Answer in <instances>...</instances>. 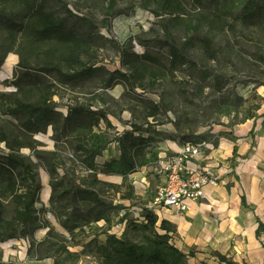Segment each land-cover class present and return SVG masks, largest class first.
Wrapping results in <instances>:
<instances>
[{
    "label": "trees",
    "instance_id": "16d2710c",
    "mask_svg": "<svg viewBox=\"0 0 264 264\" xmlns=\"http://www.w3.org/2000/svg\"><path fill=\"white\" fill-rule=\"evenodd\" d=\"M91 1L102 3L104 18L100 26L80 14L83 10L79 6L77 11L69 8L66 0H0V70L9 54L14 52L19 57L13 79L4 82L15 91L0 93V113L11 119L5 124L0 122V243L32 240V247L40 254L38 260L68 251L51 241V230L44 241L35 242L36 231L43 228L36 207L42 183L34 161L21 152L30 149L50 175L53 212L74 238L71 240H76L78 231L105 223L101 232L105 240L83 245L84 250L92 247L101 264H190L193 254L183 252L173 242L176 225L160 220L156 211L147 205L139 207L136 218L129 220V210L108 197L112 191L119 194L121 186L101 181L97 175H118L126 182L142 168L157 165L160 145L165 140H173L179 146L212 140L208 132L197 134L185 128L181 121L174 122V134L157 129L166 125L161 116H167L171 110L165 92L158 94L159 101H155L145 100L144 95L136 94L137 90L154 91L184 66L197 69L199 57L194 55L195 51H199L203 61L219 62L220 56L228 57L218 45V38L224 36L232 35L236 39L242 33L248 34L245 42L252 44L257 57L264 62V0ZM120 3H140L159 19L157 24L163 36L155 39L154 47L159 53L165 51L166 66L149 50L143 55L134 53L132 44L119 50L122 69L111 71L98 66L94 45L100 35L99 28L109 27L112 18L125 13L119 9ZM187 4L200 10L194 19L187 16ZM181 23L186 25L189 35L202 33L198 46H193L191 38L186 43L179 42L175 28ZM94 80L99 81L101 92L92 94V103L69 104L66 114L57 109L59 103L54 97L59 95V89H79ZM119 85L124 87V96L141 97L143 121L141 118L132 121L130 130L112 138L109 115L114 114L107 108V92ZM261 101L251 106L242 119L230 121V127L259 117L264 128V113L257 116ZM233 111L238 109L225 108L223 115L231 118ZM102 121L106 123V130L100 128ZM49 128L57 145L62 140L70 145L73 150L70 159L73 161V156L76 157L85 175L78 174L76 164L58 177V169L64 164L59 159V146L53 151L38 150L41 144L34 139ZM114 142L119 145V157L100 164L98 158ZM214 145L217 147L218 142L214 141ZM236 155L234 150V158ZM229 161L233 164L232 159ZM227 187L230 189L232 184ZM134 188L131 186L129 196L124 194L122 198H132ZM243 204L249 208L245 198ZM122 211L126 214L120 217ZM114 216H119L118 221L113 222ZM257 222L256 235L260 237L264 234V223L259 218ZM124 223L121 234L114 233V227ZM73 244L80 246L82 242ZM68 255L66 259L74 260L73 254ZM216 258L219 264H236L221 254H216Z\"/></svg>",
    "mask_w": 264,
    "mask_h": 264
},
{
    "label": "rangeland",
    "instance_id": "374dc122",
    "mask_svg": "<svg viewBox=\"0 0 264 264\" xmlns=\"http://www.w3.org/2000/svg\"><path fill=\"white\" fill-rule=\"evenodd\" d=\"M66 1L69 8L77 11L76 6H79L83 10L80 14L85 15L100 26L101 20L104 18L101 2H92L91 0ZM119 9L125 11V13L112 18L109 27L101 26L99 28L100 35L94 45L98 52V66H104L111 71L122 69L119 50L129 44H132L134 53L143 55L149 50L151 54L153 53V55L159 57L166 66L168 59L165 51L159 53L154 47L155 39L163 36L161 28L157 24L159 19L151 11L143 9L140 3H120ZM199 11L193 4H187L186 6L187 16L191 19H194ZM164 18L168 19L169 16H164ZM185 27L186 25L181 23L175 28V35L179 42L186 43L191 38L193 46H198L202 33L199 32L196 35L190 33L189 35ZM246 36L248 37V34L242 33L236 39L232 35L218 38L219 47L228 54V57L224 59L223 55L220 56L222 60L219 62L203 61L199 51H195L194 55L197 58L199 57V64L197 62L196 65L197 69L184 66L175 73L174 77L165 80L154 91L137 90L136 94L144 95L142 98L145 100L152 99L155 101H159L158 94L165 92L171 110L168 111L167 116H161L164 121H167L166 125L158 126L157 129L174 134L176 132L174 122L181 121L185 128L194 130L197 134L208 132L210 139L218 142V144L221 138L232 136L228 132L232 129L230 121L233 122L238 117L242 119L248 114L247 111L251 106L260 103L261 98L257 91L260 87H264V62L257 57L252 44L245 42L247 41L244 38ZM10 55L15 56L16 59L11 67H7L6 63ZM8 57L0 70V93L6 94L15 91L13 86H5L4 82L13 79L19 61L18 55L14 52L9 54ZM204 77L205 80H203ZM218 80L220 81L218 82ZM100 92L99 81L94 80L87 82L84 87L79 89H59V95L55 96L54 100L59 103L57 109L66 114L69 104H75L77 101L92 103V94H99ZM122 92H124V87L121 85L107 92V108L110 113L114 114L109 115L113 128L108 130L112 138H115L126 129L130 130L132 121H138L140 118V121H143L144 104L139 99L141 97L139 95L124 96ZM225 108L238 109V111H233L231 118H229L223 115ZM9 120H11L9 117L0 113V122L5 124ZM149 121L155 124L153 120L150 119ZM100 128L106 130V123L102 121ZM52 134L53 131L49 128L46 133L35 135L34 139L41 144L38 150L53 151L59 146V159L64 164L58 169V177H62L66 170L76 167V164L78 174L85 175L80 170L81 163L76 157L73 156V161L70 159L73 152L70 145L66 144L65 140L57 145L52 138ZM166 141L162 143H166ZM169 141L175 142L173 140ZM21 152L34 161L42 183L36 207L43 228L36 231L34 235L35 242L37 244L44 241L47 238V233L51 230V241L58 243V246H65L68 251L67 253L58 254L54 258L38 260L40 254L36 252L35 247H32V240H10L0 243V264H101L98 256L92 252V247H87L86 251L83 245L93 240H97L99 244L104 241L105 236L101 235V232L106 227L105 223L92 224L81 232L78 231L75 241L71 240L73 237L60 225L54 215L50 202L51 178L43 162H40L30 149H23ZM168 153L174 152L169 150ZM119 154V145L114 142L98 158V162L101 164L112 158H117ZM97 177L101 181L121 186L122 190L119 194L115 195L112 191L108 197L113 200L114 204H122L127 208L129 210V220L132 221L136 218L139 207L149 206L154 201L158 188L162 185V178L156 171L146 168L128 177L126 182L118 175L99 173ZM131 186L135 187L132 198L130 196V199H123L124 194L129 196ZM229 194H232L231 199L220 216L213 215V212L217 213L220 209L215 210L207 207L208 202L205 200L197 204L198 219L203 218V214L200 212L201 209L205 212L210 210L211 213L209 212L210 216L208 217L211 218V222H213L212 219L217 218L219 220L218 226L222 225L221 232L214 234L209 231L204 232L207 239L201 241L205 242V245L191 244L183 246L179 235H174V243L177 244L178 242V246L182 250L187 252L194 249V257L189 259L190 264H219L215 259V253L223 254L236 264L263 263L264 234L260 237L256 235V230L254 231L255 218L246 212L243 198H241L238 191H229ZM154 211L157 210L154 209ZM118 218L119 216H114L113 222L118 221ZM208 221L206 220L205 223L207 224ZM120 230V225H116L113 229L114 233L118 235L121 234ZM196 234L199 235V233ZM77 241H81L82 244L75 246L73 243ZM210 243L215 244L214 247H211ZM68 254H73L75 256L74 260L71 257L66 259L69 257Z\"/></svg>",
    "mask_w": 264,
    "mask_h": 264
},
{
    "label": "crops",
    "instance_id": "0c3cea01",
    "mask_svg": "<svg viewBox=\"0 0 264 264\" xmlns=\"http://www.w3.org/2000/svg\"><path fill=\"white\" fill-rule=\"evenodd\" d=\"M257 92L262 98L261 109L257 112V116H259L264 113V87H260ZM262 121L263 119L258 117L256 120L249 119L243 124L235 125L228 131L232 136L221 138L215 150L209 153V164L215 167V172L220 177V183L217 187L207 188L206 199L189 201L188 209L184 213H178L174 209H160L156 211L160 220H167L176 225L177 231L175 235H179L183 246L191 244L203 246L205 242L201 240L207 239L204 234L205 231L213 234L221 232L222 225L218 226L219 220L215 218L211 222V218L209 219L210 210L209 213L201 209L200 212L203 214V218L201 220L197 218V204L205 200L208 202L207 207L214 208L215 210L220 209L217 213L213 212L214 216H220L233 194H229V191L236 190L241 198H245L246 204L249 206V208H246V212L255 218L254 231H257L258 228V218L264 223V128L262 127ZM179 148L180 146L176 142L169 140L160 145L161 153L169 152V150L176 153L179 151ZM234 150H237L235 158ZM230 159L233 160V164L232 162L230 163ZM143 169L145 168L141 170ZM227 184H232V187L228 189ZM206 220H209L208 223L210 224H206ZM196 233H199V235ZM178 244V242L175 244L176 247L182 250ZM214 245L210 243L211 247H214ZM182 251L185 253L191 252L192 254L195 252L194 249L187 252ZM216 254L220 253H215V256ZM215 259L217 258L215 257Z\"/></svg>",
    "mask_w": 264,
    "mask_h": 264
},
{
    "label": "built area",
    "instance_id": "2783aa9c",
    "mask_svg": "<svg viewBox=\"0 0 264 264\" xmlns=\"http://www.w3.org/2000/svg\"><path fill=\"white\" fill-rule=\"evenodd\" d=\"M213 150L215 145L211 140L188 142L180 146L176 153L162 152L157 165L151 168L162 178V185L149 207L155 210L174 209L178 213H184L189 201L206 199L207 188L217 187L220 183L215 167L209 164V153ZM125 214L122 211L120 217ZM118 225L122 232L125 223Z\"/></svg>",
    "mask_w": 264,
    "mask_h": 264
},
{
    "label": "bare ground",
    "instance_id": "6f19581e",
    "mask_svg": "<svg viewBox=\"0 0 264 264\" xmlns=\"http://www.w3.org/2000/svg\"><path fill=\"white\" fill-rule=\"evenodd\" d=\"M15 56L13 55H10L7 59V63H6V66L7 67H11L14 63H15Z\"/></svg>",
    "mask_w": 264,
    "mask_h": 264
}]
</instances>
